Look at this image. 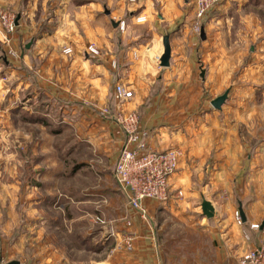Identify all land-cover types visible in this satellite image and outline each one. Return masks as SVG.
Instances as JSON below:
<instances>
[{"label":"crops","instance_id":"obj_1","mask_svg":"<svg viewBox=\"0 0 264 264\" xmlns=\"http://www.w3.org/2000/svg\"><path fill=\"white\" fill-rule=\"evenodd\" d=\"M108 5L109 10L99 0L89 5L86 0H0V11L16 16L8 44L0 29V151L5 161L7 152L14 153L17 180L24 178L23 165L29 162L38 182L30 187L31 202L22 205L30 211V225L16 229L0 223V264H238L248 249L264 244V141L250 146L236 133L238 125H223L202 145L197 137L178 142L191 125L175 124L174 111L181 110L168 85L182 82L180 70L192 65L198 46L182 23L184 17L188 21L186 10L180 0H107ZM115 20L124 21L123 31ZM165 35L170 55L169 65L162 67ZM90 43L98 55L84 53ZM66 46L71 56L62 53ZM229 57L223 54L222 64L210 58L208 75L219 68L222 81H228ZM116 83L132 91L120 106L113 96ZM119 107L138 114L148 149L181 152L169 182L173 195L166 204L144 201L146 218L128 203L113 174L125 141L111 116ZM76 155L85 168L64 180L79 176L81 184L55 189L57 160ZM195 156L208 160L205 170L198 165L195 177L206 174L201 190L188 178ZM177 180L190 195L185 200L172 192ZM197 194L202 197L198 205ZM54 195L62 196L58 220L44 214L54 213ZM203 200L213 207L209 218L202 213ZM235 212L244 220L238 221ZM94 214H101L106 225L95 223ZM160 214L175 218L158 221ZM178 228L184 229L186 243L171 236L177 231H168ZM124 234L133 238L129 251L121 245Z\"/></svg>","mask_w":264,"mask_h":264},{"label":"rangeland","instance_id":"obj_2","mask_svg":"<svg viewBox=\"0 0 264 264\" xmlns=\"http://www.w3.org/2000/svg\"><path fill=\"white\" fill-rule=\"evenodd\" d=\"M93 1L86 0V3L89 5ZM99 1L107 10L112 8L111 5L107 6V0ZM193 1L180 0V5L186 10L187 13L184 15H187L188 18V21H186L184 17L182 23L188 24L190 32L198 39V42L193 41L194 45L198 44L197 51L196 54L193 53L192 55L194 57L192 65L183 67L180 70L182 82H173L168 85V88H173L176 92L175 103L181 110L174 111L175 124H182L184 127L191 125L190 128H185L188 131H182L180 133L181 138L176 137V140L178 142L190 141L192 137H197L198 144L202 145L208 139L212 141V137L218 135L216 132L218 126L238 125L236 133L250 146H256L259 141H264V0H221L203 18L196 17ZM114 22L117 23L118 28L119 21L115 20ZM201 27H203L205 35L203 40L199 38ZM223 54H229L231 63L230 68L224 70L225 74L229 72L228 81L226 79L225 82L222 81V69L215 68L213 76L207 73L209 59L214 56L220 61L218 64H222ZM200 68H204V80L197 75L200 73ZM225 90H228V94L221 108H213L210 101L221 95ZM248 125L249 127H247ZM11 126L13 127V123ZM221 134L222 132L219 133V135ZM80 151L78 150V152ZM2 155H4V152L0 151V223L6 222L10 226L16 227V229L20 225L29 226L32 220L29 214L30 211L28 209V211L24 210L22 205L31 202L30 187L38 182L31 177L32 170L29 162L23 165L24 178L17 180L15 178L16 167L13 162L14 153L7 152L5 154L10 155L7 161L2 158ZM25 155L28 159L29 148L26 150ZM197 157L195 156V159ZM78 161V155L69 159L61 158L57 160L54 165L57 176L52 182L55 189L61 190L67 183L68 186L71 185L73 188L77 189L79 187L81 184L79 176L72 177L70 181L64 180L68 173L83 171L85 167L78 164ZM195 162L197 163H193L189 168L188 178L192 182L195 180V186L201 190V185L206 181V174L201 178L198 177V180L195 177L198 165L202 164L205 170L208 160L207 158H203V160L197 158ZM189 164L190 162L187 167L190 166ZM90 170L95 171L94 168ZM176 172L177 167L173 175ZM177 181L178 184L174 186L178 185L176 189H179L174 188L175 190H171L176 192L177 199L185 200V196L188 194L187 190L182 189L184 182L182 184L180 180ZM58 191H56L57 194ZM169 192L172 196L170 183ZM179 192H181L180 195H178ZM194 197L195 204L198 205L202 197L199 194L194 195ZM53 198L56 199L54 213L51 214L53 217L49 213L44 214H47L50 219L58 220L63 216V210L57 208L61 206L62 196L54 195ZM173 202L175 205L177 204L174 200ZM189 214L186 215L189 216ZM94 215L101 216V214ZM172 215H161L158 221L164 218L172 220L175 218ZM183 230V228L168 229L169 232L173 233L177 231L176 234L171 235L173 238L186 243L187 239L183 234Z\"/></svg>","mask_w":264,"mask_h":264},{"label":"built area","instance_id":"obj_3","mask_svg":"<svg viewBox=\"0 0 264 264\" xmlns=\"http://www.w3.org/2000/svg\"><path fill=\"white\" fill-rule=\"evenodd\" d=\"M132 3L135 0H127ZM221 0H194L193 7L197 18H203L214 9ZM138 17L137 21H142ZM0 29L4 34L3 42L8 44L10 36L16 29V16L9 11H0ZM118 29H125L124 21L118 22ZM14 55L15 51L9 49L7 52ZM65 56H71L73 51L70 46L62 49ZM88 55H98L99 50L90 43L84 49ZM114 99L120 106L132 96V91L123 83H116L113 89ZM105 113H108L106 110ZM116 124L124 133L125 141L118 153L114 165V177L122 194L128 203L136 209L140 217L146 218L147 212L144 201L149 200L158 204H166L169 200V180L175 172L181 152L179 149H168L156 151L148 149L145 142L146 132L141 130L139 117L135 111H126L119 107L111 115ZM181 192L178 193L180 195ZM236 219L240 221L237 212ZM94 222L98 225H106L101 216H94ZM126 227L131 226V220L124 217ZM256 226V225H254ZM112 234H108V236ZM122 247L129 251L133 247V238L130 234H124L121 239ZM238 264H264V244L248 249L239 259Z\"/></svg>","mask_w":264,"mask_h":264},{"label":"water","instance_id":"obj_4","mask_svg":"<svg viewBox=\"0 0 264 264\" xmlns=\"http://www.w3.org/2000/svg\"><path fill=\"white\" fill-rule=\"evenodd\" d=\"M200 36L203 39L204 38V29L203 27L200 28ZM30 43L26 45V47L29 46ZM163 44V53L160 57V66L165 67L169 65V55H170V46H169V40L168 35H165L162 40ZM205 71L204 68H200L199 78L204 79ZM228 90H225L221 95L218 97H215L210 101L211 105L215 109H220L221 105L224 103L225 99L227 98ZM201 210L202 213L207 217H211L213 215V207L211 203L207 200H203L201 203ZM242 220H244L242 212L239 213ZM106 233L109 234V228L106 226Z\"/></svg>","mask_w":264,"mask_h":264}]
</instances>
